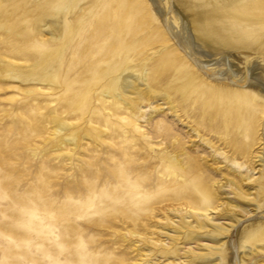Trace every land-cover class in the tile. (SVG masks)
<instances>
[{
	"label": "rangeland",
	"instance_id": "rangeland-1",
	"mask_svg": "<svg viewBox=\"0 0 264 264\" xmlns=\"http://www.w3.org/2000/svg\"><path fill=\"white\" fill-rule=\"evenodd\" d=\"M50 1L0 0V180L20 187L41 183L58 193H75L84 190L86 181L115 183L117 171L125 170L153 197L147 208L115 204L81 225L96 233L100 243L115 248L123 264H220L217 260L223 257L226 247L220 251L213 247L230 243V236L235 246L234 264H264V228L256 237L243 241L244 228L259 217L264 219L261 194L253 199L255 189L263 182H254L260 175L259 158L264 153L261 119L254 124L253 137L241 135L237 142L238 147H248L251 155L248 170L242 171L231 168L209 148L208 144H214L223 149L230 138L210 133L196 115L186 118L183 113L182 123L170 115L163 102L154 100L151 108L162 111L154 113L150 121L133 123L125 109L105 103L107 96L102 91L107 81L93 83V74L88 70L111 44L106 33L112 30L99 32L95 25H87V9L90 11L96 0H71L64 33L58 38L52 34L60 27L51 29L50 22L59 18L49 17L50 3L56 0ZM159 4L165 8L161 1ZM133 7L135 18H143L150 31L158 26L165 29V11L155 21L150 0H137ZM25 9L32 10L30 17ZM39 19H43L40 26ZM168 37L173 45L175 38L172 34ZM160 46L158 42L155 48L135 53V69L142 72L156 61L161 55L157 53ZM222 56H204L201 50L197 54L199 61H204L203 72L222 68L224 81L231 70L229 65H220ZM185 57L195 65L189 54ZM231 65L240 79L243 64L232 61ZM254 76L249 86L263 82L264 70L255 68ZM152 84L157 92L164 89L156 82ZM159 123L172 128L171 136L157 132ZM236 157L239 162L246 160ZM196 166L213 194L210 212L218 206L210 215L211 221L225 226L233 223L236 229L232 232L216 231L214 238L208 239L207 231H194V221L211 223L186 206L187 196L175 198V188H186L187 194L192 190L188 172ZM130 215L137 218L135 222ZM260 234L262 240L256 244Z\"/></svg>",
	"mask_w": 264,
	"mask_h": 264
},
{
	"label": "bare ground",
	"instance_id": "bare-ground-1",
	"mask_svg": "<svg viewBox=\"0 0 264 264\" xmlns=\"http://www.w3.org/2000/svg\"><path fill=\"white\" fill-rule=\"evenodd\" d=\"M159 1L165 8L160 6ZM135 2L137 0H96L90 11L87 9V25H95L99 32L104 28L106 31L112 30L106 33L111 37V44L109 46L107 44V48L95 63L87 66L93 74V83L107 81L102 91L103 96H107L105 103L112 104L118 109H125L135 124L150 121L154 113L162 111L158 107L151 108V102L154 100L163 102V107H167L170 115L182 123L183 113L186 118L190 117V114L196 115L210 133H219L221 136L225 135L227 139L230 138L228 139L230 146L227 144L223 149L208 144L204 139V143L209 145L214 154L237 171L248 170V163H251L249 148L238 147L237 142L241 135L253 137L256 128L254 124H257L258 119H261V125L264 127V80L248 85L249 81L255 79V76L253 77L255 68L264 70V0H150L156 16L155 21L161 19L158 16H161L163 10L167 16L166 18L164 15L165 29L157 25L158 27L152 31L143 18H135L137 17L136 8L133 7ZM54 3L52 5L50 3L49 17L59 19H53L50 27L53 29L55 25H59V31L54 30L56 33L52 34L54 37L56 34L58 38L64 33V21L68 17L71 0H56ZM25 10H28V16L32 13L30 9ZM42 21L43 19H39L37 25L40 26ZM22 23L21 27L25 26V22L23 25ZM169 34L175 38L173 45ZM158 42L161 43V51H157L161 52L160 57L146 66L142 72L136 70L133 55L143 52L146 48H155ZM198 50L204 51V56L205 53L209 57L223 55L219 61L222 62L220 65L224 67L229 65L231 70V73L228 71L230 74L226 81L221 79L222 68L203 72L204 61L201 63L202 59L199 61L197 58ZM187 54L191 56L195 65L185 57ZM232 61L241 62L244 66L243 73L239 70L243 74L240 75V79L237 78L239 72L233 70ZM153 82L163 86L162 92H157L153 88ZM156 130L163 137L172 134V128L163 123L157 124ZM193 131L200 137L198 130ZM66 140L70 139L66 137ZM262 140L261 138V142ZM233 153L242 156V159H246L245 162H239L237 155ZM259 159L260 175L254 182L262 180L263 182H260V187L254 188L256 194L253 199H257L261 194L264 201V153ZM200 171L197 166L189 169L188 175L192 177L193 187L188 194L186 188L179 187L173 189V194L177 200L187 196L186 206L194 211L197 217L203 216L211 224L209 226L206 223H199V220L194 221L193 225L188 223L192 225L194 231L199 229L207 231L208 239L214 238L212 235H215L216 231L232 232L236 229L233 223L225 226L211 221L210 215L218 206L210 212L213 194ZM171 174L175 177L173 172ZM129 218H132L133 222L137 219L131 215ZM262 228H264L262 217H259L258 221L250 222L243 230V241L247 242L256 237ZM211 231L213 233H210ZM230 238L231 236L228 237L230 243L224 242L213 247L217 251L226 247L223 257L217 260L220 264H234L237 261L233 251L235 246ZM261 240L260 234L256 244Z\"/></svg>",
	"mask_w": 264,
	"mask_h": 264
},
{
	"label": "clouds",
	"instance_id": "clouds-1",
	"mask_svg": "<svg viewBox=\"0 0 264 264\" xmlns=\"http://www.w3.org/2000/svg\"><path fill=\"white\" fill-rule=\"evenodd\" d=\"M152 198L125 170L115 183L90 180L75 193L0 180V264H123L115 248L81 225L112 205L146 208Z\"/></svg>",
	"mask_w": 264,
	"mask_h": 264
}]
</instances>
